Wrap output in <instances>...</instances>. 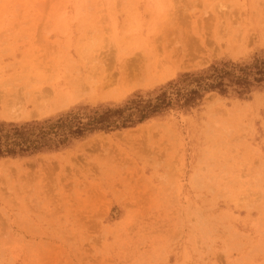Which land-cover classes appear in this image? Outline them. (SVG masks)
Here are the masks:
<instances>
[{"label":"rangeland","instance_id":"374dc122","mask_svg":"<svg viewBox=\"0 0 264 264\" xmlns=\"http://www.w3.org/2000/svg\"><path fill=\"white\" fill-rule=\"evenodd\" d=\"M0 264H264V0H0Z\"/></svg>","mask_w":264,"mask_h":264},{"label":"trees","instance_id":"16d2710c","mask_svg":"<svg viewBox=\"0 0 264 264\" xmlns=\"http://www.w3.org/2000/svg\"><path fill=\"white\" fill-rule=\"evenodd\" d=\"M162 104V103H161ZM160 105H158V106H154V107H148V108H151V109H140V110H137V119L138 120H142V119H144L145 117H147V115L149 114V113H153L158 107H159ZM145 110H149V111H145ZM146 112V113H145ZM127 121H129V118H126L125 120H124V122H127ZM106 121H105V118H100V119H97V120H94L93 122H91V123H89L88 124V127H91L92 129L93 128H97V127H100V128H103V123H105ZM100 124V125H99ZM84 129H82V128H78L76 131H75V133H81L82 131H83ZM20 150H23L22 149V147H21V149ZM7 152L8 153H10L11 151L10 150H7Z\"/></svg>","mask_w":264,"mask_h":264}]
</instances>
